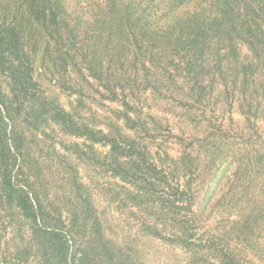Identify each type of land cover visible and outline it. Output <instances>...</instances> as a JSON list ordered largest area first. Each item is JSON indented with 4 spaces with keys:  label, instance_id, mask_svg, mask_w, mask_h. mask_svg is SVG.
<instances>
[{
    "label": "trees",
    "instance_id": "trees-1",
    "mask_svg": "<svg viewBox=\"0 0 264 264\" xmlns=\"http://www.w3.org/2000/svg\"><path fill=\"white\" fill-rule=\"evenodd\" d=\"M76 1L0 0V264H149L142 239L179 251L177 264H264V136L258 130L245 136L251 116L260 114L253 104L264 97V0H106L90 18L66 17ZM47 58L51 75L67 81L72 68L123 109L97 127L50 101L40 72ZM128 73L139 84H123ZM231 80L240 81L239 92ZM149 88L186 111L212 102L218 89L230 106L238 94L249 99L236 137L256 150L233 156L238 167L229 175L233 162L223 143L208 174L191 154L202 147L197 138L182 156L170 157L168 146L184 141L136 101V92ZM52 126L63 139L46 151L38 136L55 140ZM79 162L109 175V194L121 207L143 213L136 237L114 233L111 212L99 211L89 185L77 177ZM54 165L64 185L49 208L38 187Z\"/></svg>",
    "mask_w": 264,
    "mask_h": 264
},
{
    "label": "rangeland",
    "instance_id": "rangeland-1",
    "mask_svg": "<svg viewBox=\"0 0 264 264\" xmlns=\"http://www.w3.org/2000/svg\"><path fill=\"white\" fill-rule=\"evenodd\" d=\"M104 1L106 0H77L74 3L75 5L67 9L66 17L69 16L68 14L73 16V14L79 13V16L90 18L95 12V8L104 3ZM78 17H75L74 20H67V24L74 26ZM102 40L105 39L103 38ZM54 45L51 50H55L54 54H56V51L59 48ZM103 45L104 44L101 43L88 47V49H86V54L91 57L96 52V49H101ZM247 50L246 47H242L243 54L248 55L249 53ZM100 52L104 57L103 50H100ZM100 68L106 73L109 72L108 64L106 62H104ZM45 69L46 70L40 71L43 73L42 82L45 88L44 95H46L50 101L59 104L68 111L77 112L84 119H87V122L90 124L97 127H105V123H111L113 121L115 112L117 113L123 109L120 104L118 105L116 102L112 103L107 100L105 96L102 97L98 92L99 89L97 83H93L92 78L87 77L90 80V82H87L85 78L80 74H77L72 68L69 71V78L67 81L61 79L57 75H51L53 71V63L50 58H47L46 60ZM117 71L121 72L122 70L117 68ZM139 73V79L141 81L142 71L140 70ZM84 75H88V72L84 71ZM127 82H130L129 84L133 87L136 84H139V81H133V76H131L130 73H128L126 79H122L123 84ZM239 84L240 81H238L237 84H234L231 80L229 82V87L235 92H239ZM133 87L127 88V90L130 91ZM72 89H75L76 93ZM117 89H119L118 91L121 97L123 90L120 88ZM218 90L214 91L212 102L205 103L200 108L191 111H186L185 108H181V106L175 101H161L162 98L155 94L154 91L152 92L151 88L147 89L144 93L141 91L136 92L139 97L136 101L139 100V105L145 107V114L159 118L162 122L163 129H166L169 123L173 133L176 134L179 139L184 141L178 145L172 144L168 146L166 152L170 157L176 158L182 156L187 143H189L188 140L191 139V137L195 139L197 138V142L199 140L202 147L195 146L192 149L191 154L194 156V159L196 157L200 158V162H197V165L199 164L198 170L202 169L208 174L212 170V168L209 169V167H211V156L215 152L217 153L220 151L217 149V145L223 143L225 146L224 151L230 155L228 162H233V165L229 168V175L231 171H234L235 168L238 167L236 161H232L233 156L239 155V152L245 154L246 152L256 150L250 146L245 147L239 144V140L236 137L243 127H245L243 123L244 119H247V116L244 115V111L248 113V102H250V100L248 99L247 102H245L243 100L244 98L238 94L237 102H233L234 104L230 106L226 103L225 92ZM260 95L261 97L258 101L253 104L254 109L259 108L260 114L257 118L251 116V128L245 136L253 134L255 130H258L259 133L264 136V115L262 113L264 97L262 94ZM231 101V98H229V102ZM50 129H53V126L49 128V133L55 140H48L41 135L38 136L39 142L42 141L41 146L44 147L46 151H48L49 146L52 145V143L58 144V141L63 139L58 130L52 132ZM219 131L231 133L234 139H223L220 136ZM254 139H256V136H254ZM72 141H74V139H71L69 143ZM224 146L220 148L223 149ZM58 149H60V146H58ZM239 149L241 150L239 151ZM102 151L105 152L106 150ZM61 152L67 154L66 152H63V150H61ZM70 156L72 162H77V160H75V154L71 153ZM216 156L217 154H215V157ZM41 164L42 166L47 165V160H42ZM37 167V162H34L32 170L35 174L37 172ZM77 167L79 174L76 176L78 179H82L89 185L90 190L94 193L93 197L97 199L96 202L100 207L99 211L105 213L111 212V214L108 215V218L112 220L111 225L114 233L135 236L138 232L137 222L143 219V213L136 209L132 211L127 207H121L120 202L117 203L112 199V195L109 194L112 186L110 184V177L109 175H104V173L101 172L102 170L98 171L103 174L97 171H92V169L86 164L80 162L77 164ZM217 167H219V163L214 166V169ZM56 168L57 165H54L51 175H49V172H46V178L43 177V181L40 183L41 188L38 187V191L43 193V198L45 200L44 203L47 207L49 205V208L55 206L53 201L59 197L61 188L64 185V182L61 180L62 171L55 177ZM223 168L224 166H221V169ZM261 178L262 177L257 178L255 182H258ZM199 182L200 181L197 183ZM221 182L219 183L220 185ZM208 184L210 185L211 182H208ZM219 188L220 186L217 189L219 190ZM213 191L214 189H211L209 195L213 193ZM205 193L206 192L204 191L202 194L205 195ZM106 215L107 214H104V216ZM139 246L144 249L143 259L149 264H177V262L182 259V254H180L179 251L158 240L142 239L139 240ZM28 264H30V261Z\"/></svg>",
    "mask_w": 264,
    "mask_h": 264
}]
</instances>
